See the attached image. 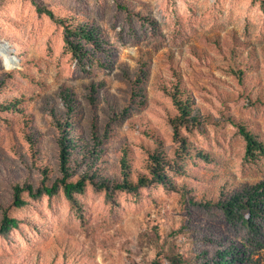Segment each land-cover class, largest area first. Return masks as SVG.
Wrapping results in <instances>:
<instances>
[{"label":"rangeland","instance_id":"1","mask_svg":"<svg viewBox=\"0 0 264 264\" xmlns=\"http://www.w3.org/2000/svg\"><path fill=\"white\" fill-rule=\"evenodd\" d=\"M38 7L94 25L98 45L77 56ZM175 95L191 104L184 124ZM66 97L79 151L98 146L106 178H120L126 150L132 179L149 174L160 150L174 187L111 193L88 183L78 205L62 195L30 199L16 211L28 222L0 234V264H171L179 255L195 264L196 251L233 244L264 264V237L199 206L264 181V156L246 157L240 131L264 142V0H0V105H15L0 110L5 207L13 184L38 187L45 168L51 184L59 176Z\"/></svg>","mask_w":264,"mask_h":264},{"label":"trees","instance_id":"2","mask_svg":"<svg viewBox=\"0 0 264 264\" xmlns=\"http://www.w3.org/2000/svg\"><path fill=\"white\" fill-rule=\"evenodd\" d=\"M39 12L45 13L48 17L56 20L65 30V42L69 48L80 57H86L85 44L96 47L99 41L97 28L90 23L72 24L67 18H57L51 9L38 7ZM175 104L180 111V123L184 124L192 113L191 104L182 101L175 95ZM68 113L65 118H61L58 123L60 137L59 147V176L51 184V174L45 168L42 172V180L38 187L30 182L13 184L14 199L9 207H5L0 202L2 219L0 223V234L8 236L13 230L20 229L22 222L27 223L28 219L20 217L16 211L25 209L30 204V199H38L43 196L49 198L55 195H62L67 201L78 205L77 195L86 192L87 184L94 185L99 190L107 192H130L138 193L140 189L149 187L153 184H160L167 188H173L172 177L166 171L169 162L165 154L156 150L149 155V174L140 176L137 180L132 179L131 161L128 151H124L120 157V178L112 181L106 178L104 172V153L98 146L92 150H86L81 154L79 149L83 145L81 138L76 137L74 122L70 119V113L74 107L70 97L65 99ZM14 104L0 105L1 111H10ZM241 134L246 140V157L256 161L264 156V142L250 133L244 126L240 127ZM175 137H178V124H175ZM33 145V140L29 139ZM183 149L188 146L184 139H181ZM89 145L84 146L87 148ZM83 148V149H85ZM76 152L80 153L77 157ZM91 156V157H90ZM198 156L209 160L208 156L199 152ZM87 163L82 164V162ZM80 167L82 168L80 170ZM170 168V167H169ZM28 195L29 198H25ZM201 207H216L223 212L225 217L232 223L241 222L247 227L254 239L264 237V181L260 182L244 191L227 195L216 203H200ZM32 223V221H30ZM195 264H257L253 261L250 253L236 244L228 248L219 249L211 255L209 251H196L193 256ZM171 264H185V257L173 256L170 258ZM154 264H160L158 261Z\"/></svg>","mask_w":264,"mask_h":264}]
</instances>
